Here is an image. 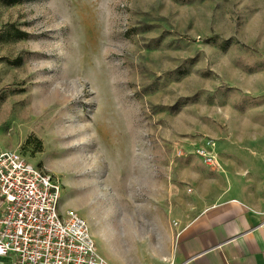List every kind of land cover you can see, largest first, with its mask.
Masks as SVG:
<instances>
[{"label": "rangeland", "instance_id": "374dc122", "mask_svg": "<svg viewBox=\"0 0 264 264\" xmlns=\"http://www.w3.org/2000/svg\"><path fill=\"white\" fill-rule=\"evenodd\" d=\"M261 144L264 0H0V152L61 182L103 256L104 206L176 231Z\"/></svg>", "mask_w": 264, "mask_h": 264}, {"label": "crops", "instance_id": "0c3cea01", "mask_svg": "<svg viewBox=\"0 0 264 264\" xmlns=\"http://www.w3.org/2000/svg\"><path fill=\"white\" fill-rule=\"evenodd\" d=\"M246 153L264 166V154ZM258 169L242 156L224 161L221 173L203 179L197 191L198 199L211 202L176 231L159 224L156 214L147 225L116 221L112 208L104 206V226L94 232L103 247L100 254L112 264H264V169ZM157 193L153 180L149 197ZM3 207L0 201V215ZM148 225L154 226L151 234L143 231ZM127 242L133 257L126 253Z\"/></svg>", "mask_w": 264, "mask_h": 264}, {"label": "built area", "instance_id": "2783aa9c", "mask_svg": "<svg viewBox=\"0 0 264 264\" xmlns=\"http://www.w3.org/2000/svg\"><path fill=\"white\" fill-rule=\"evenodd\" d=\"M207 162L217 161L209 154ZM61 194V182L20 152H0V264H112L87 220L61 211Z\"/></svg>", "mask_w": 264, "mask_h": 264}]
</instances>
